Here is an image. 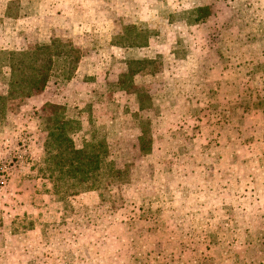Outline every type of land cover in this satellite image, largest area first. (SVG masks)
Returning <instances> with one entry per match:
<instances>
[{
	"label": "rangeland",
	"instance_id": "rangeland-1",
	"mask_svg": "<svg viewBox=\"0 0 264 264\" xmlns=\"http://www.w3.org/2000/svg\"><path fill=\"white\" fill-rule=\"evenodd\" d=\"M8 1L0 48L59 37L81 56L64 86L49 79L5 105L0 264H264V119L253 115L264 108V0H20L15 18ZM200 5L209 16L193 22ZM128 38L145 44L124 48ZM140 58L128 87L113 85ZM51 99L79 115L76 146L103 138L106 161L127 173L102 199L43 174L37 117Z\"/></svg>",
	"mask_w": 264,
	"mask_h": 264
},
{
	"label": "trees",
	"instance_id": "trees-1",
	"mask_svg": "<svg viewBox=\"0 0 264 264\" xmlns=\"http://www.w3.org/2000/svg\"><path fill=\"white\" fill-rule=\"evenodd\" d=\"M21 8L20 0H10L5 7V15L18 17L23 14ZM191 13L193 22L203 21L209 16L206 5L194 7ZM132 28L127 26L123 31H132ZM128 39L129 42L121 46L136 48L145 44ZM80 56V49L76 45L59 37H49L41 44L36 43L23 49L0 48V79L5 85L4 93L0 94V122L8 101L34 95L49 79L58 86H64L74 76ZM144 60L140 58L125 61L126 68L119 73L113 85L120 90L127 88L131 77L143 68L141 63ZM66 102L65 99L46 101L41 107L44 113L37 117L43 152L42 172L54 180L53 185L60 184L63 193L77 194L93 190L102 199L107 186L124 183L127 173L112 167L106 161L107 147L103 138H83L79 146L74 144L72 136L78 132L81 123L79 115H66ZM140 126L137 149L141 154H146L151 147L150 137L145 123ZM262 254L264 260L263 249Z\"/></svg>",
	"mask_w": 264,
	"mask_h": 264
},
{
	"label": "crops",
	"instance_id": "crops-1",
	"mask_svg": "<svg viewBox=\"0 0 264 264\" xmlns=\"http://www.w3.org/2000/svg\"><path fill=\"white\" fill-rule=\"evenodd\" d=\"M239 49L240 51L242 50L241 48H238L237 51L239 53ZM261 53V49L256 51L255 54L258 55ZM205 63H207V61H205ZM206 72H207V67H206ZM255 76H257V78H260V79H264V73L262 74H256ZM260 99V98H259ZM261 100H259V104L256 105L254 111H253V115L255 116L254 118H256L257 120H261V119H264V108L261 106ZM242 110H246L245 108H243ZM255 113V114H254ZM263 166V164H262ZM264 189V188H263Z\"/></svg>",
	"mask_w": 264,
	"mask_h": 264
}]
</instances>
